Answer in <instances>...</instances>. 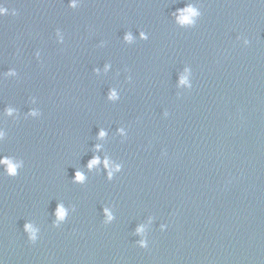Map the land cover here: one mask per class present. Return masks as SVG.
Segmentation results:
<instances>
[{
  "label": "water",
  "instance_id": "water-1",
  "mask_svg": "<svg viewBox=\"0 0 264 264\" xmlns=\"http://www.w3.org/2000/svg\"><path fill=\"white\" fill-rule=\"evenodd\" d=\"M0 10V264H264V0Z\"/></svg>",
  "mask_w": 264,
  "mask_h": 264
},
{
  "label": "clouds",
  "instance_id": "clouds-1",
  "mask_svg": "<svg viewBox=\"0 0 264 264\" xmlns=\"http://www.w3.org/2000/svg\"><path fill=\"white\" fill-rule=\"evenodd\" d=\"M0 11H2V10H0ZM185 11H187L189 14H194V10H193L192 8H190V7L187 8ZM185 19H187V16H185ZM100 135L103 136L104 133L101 132ZM5 162H6V161H5ZM96 162H97V161H96L95 159L92 160L91 163H90V165H89V167H91V165H92V164H95ZM8 171H9V172H12V168L9 167ZM76 179H77V180L82 179V177H81V175H80L79 173H77V175H76ZM58 214H59L61 217L63 216V212H62V211H60Z\"/></svg>",
  "mask_w": 264,
  "mask_h": 264
}]
</instances>
